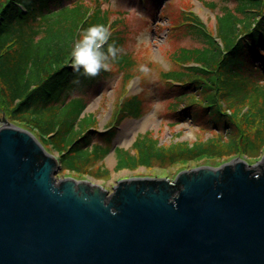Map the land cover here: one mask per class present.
<instances>
[{"label":"trees","instance_id":"obj_1","mask_svg":"<svg viewBox=\"0 0 264 264\" xmlns=\"http://www.w3.org/2000/svg\"><path fill=\"white\" fill-rule=\"evenodd\" d=\"M232 1L233 7L224 4L215 15L216 35L188 12L183 32L196 36L202 45L174 51L175 68L164 72L162 78L172 84L165 91L175 95L171 113L187 102L181 111L197 107L196 116L202 114L209 123L231 129L234 135L220 144L209 137L165 147L145 131L136 136L129 150L115 147L114 171L149 168L154 161L174 164L197 158H228L234 153L254 158L261 154L264 0ZM208 5L213 10L215 3ZM96 23L109 29L112 25L109 11L101 8V3L89 7L83 0H0V114L4 111L9 122L31 131L39 140L47 138L59 153L63 170L78 174L89 172L110 153L115 135L112 124L121 120L120 114L134 115L142 109L139 96L126 98L108 129L101 132L103 142H92L94 134L90 132L96 129L97 119L85 112L87 93L107 81L109 69L95 77L80 76L78 85L72 83L75 74L70 67V47L83 29ZM189 27L194 28L193 33ZM112 41L121 45L119 32L111 31L109 43ZM112 62L124 78L135 74L136 61L129 53L119 54ZM149 82H143L144 86ZM101 172L107 175L109 171L101 165L94 173Z\"/></svg>","mask_w":264,"mask_h":264},{"label":"water","instance_id":"obj_2","mask_svg":"<svg viewBox=\"0 0 264 264\" xmlns=\"http://www.w3.org/2000/svg\"><path fill=\"white\" fill-rule=\"evenodd\" d=\"M0 126V264H264V154L113 192L55 177L26 129Z\"/></svg>","mask_w":264,"mask_h":264},{"label":"rangeland","instance_id":"obj_3","mask_svg":"<svg viewBox=\"0 0 264 264\" xmlns=\"http://www.w3.org/2000/svg\"><path fill=\"white\" fill-rule=\"evenodd\" d=\"M89 7L95 3H101V8L109 11V17L112 21L110 32H119L122 37L120 47L123 52L129 53V57L136 61L135 74L124 78L111 62V68L108 70V79L99 85L93 87L87 93V107L85 112L93 113L96 116L97 123L95 130L90 132L94 134L92 142H103L101 136L102 130L109 125L114 117L118 115V106L130 96H139L142 99V109L134 115L121 113V120L115 125V135L112 144L119 148L131 147L134 138L142 135L145 131L150 132L149 136L155 137L163 146H169L174 143H193L195 141H204L209 137L216 138L217 143L227 142L234 131L217 127L207 121V118L195 115L199 108L190 106L185 111V103L171 113V104L174 102L172 91H165L171 82L163 80L162 74L175 68L174 51L180 47H192L202 45L196 39V36L185 34L183 30L187 27L185 21L188 12L196 15L204 23L206 30L216 35V13H221V7L225 4L233 7L235 2L232 0H83ZM171 1V2H170ZM170 2V3H169ZM210 2L215 3L214 9H209ZM138 3V5L136 4ZM149 12V13H148ZM152 15V17L150 16ZM150 17V18H148ZM191 28V29H190ZM190 33L194 28L189 27ZM220 46V41L215 39ZM149 60L147 63L146 61ZM141 64L149 68L147 73L139 70ZM141 80H140V79ZM150 79V82L144 86V83ZM158 80V81H157ZM143 83V84H142ZM201 97V96H200ZM245 111V109H244ZM180 112L183 114L181 115ZM193 112L194 114H190ZM117 113V114H116ZM7 120L3 111L0 114V126L2 119ZM8 121V120H7ZM12 123V122H10ZM13 124V123H12ZM39 140V139H38ZM220 140V141H219ZM46 151L59 161V153L49 144L47 138L39 140ZM112 149V146H111ZM264 154V148L261 154L254 157L241 156L248 166L257 165ZM236 153L228 158L224 157H206L195 160L177 162L174 164L152 162L151 167L145 168L139 166L136 169H120L114 171L115 156L110 152L103 159L93 165L92 169L85 173H73L63 170L62 167L57 171L55 177L62 179L71 177L79 181H87L91 184L99 185L105 189L108 194L113 192V187L117 181L130 179L134 177H160L174 179L176 175L183 171L199 166H208L217 168L222 164L232 162L239 158ZM103 165L108 169V174L94 173L98 166ZM92 174V175H91ZM96 177V178H95Z\"/></svg>","mask_w":264,"mask_h":264},{"label":"clouds","instance_id":"obj_4","mask_svg":"<svg viewBox=\"0 0 264 264\" xmlns=\"http://www.w3.org/2000/svg\"><path fill=\"white\" fill-rule=\"evenodd\" d=\"M111 32L102 24H90L75 38L70 47V67L75 74L72 83L80 84V76L95 77L102 70L111 68L124 50L115 41L109 43ZM139 70L147 73L149 68L141 64Z\"/></svg>","mask_w":264,"mask_h":264}]
</instances>
